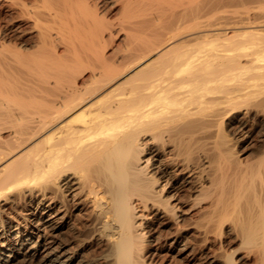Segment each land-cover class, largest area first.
Returning a JSON list of instances; mask_svg holds the SVG:
<instances>
[{"label":"bare ground","instance_id":"1","mask_svg":"<svg viewBox=\"0 0 264 264\" xmlns=\"http://www.w3.org/2000/svg\"><path fill=\"white\" fill-rule=\"evenodd\" d=\"M0 15V264H264V0Z\"/></svg>","mask_w":264,"mask_h":264},{"label":"rangeland","instance_id":"2","mask_svg":"<svg viewBox=\"0 0 264 264\" xmlns=\"http://www.w3.org/2000/svg\"><path fill=\"white\" fill-rule=\"evenodd\" d=\"M1 15H2V14H1ZM1 15H0V16H1ZM2 16H3V15H2ZM2 16H1V17H2ZM1 17H0V21H1V19L3 18V17H2V18H1ZM2 20H3V19H2ZM174 257H175V256H173V258L169 257V259H171V262H170L171 264H179V263H180V264H181V263H182V264H185L182 260H178L177 256H176L175 258H174ZM176 258H177V259H176ZM177 261H178V262H177ZM181 261H182V262H181ZM203 261H204V259L201 258V259H199L197 262H198V263H201V262L203 263Z\"/></svg>","mask_w":264,"mask_h":264}]
</instances>
